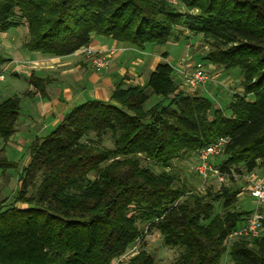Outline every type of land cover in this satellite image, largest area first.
Instances as JSON below:
<instances>
[{
  "label": "trees",
  "instance_id": "trees-1",
  "mask_svg": "<svg viewBox=\"0 0 264 264\" xmlns=\"http://www.w3.org/2000/svg\"><path fill=\"white\" fill-rule=\"evenodd\" d=\"M174 1L0 0V34L23 28L31 56L67 57L95 36L143 51L177 42L185 29L210 46L199 63L239 69L242 89L216 107L199 88L179 90L160 62L143 85L121 80L108 101L71 109L30 142L13 202L0 200V264H113L132 250L122 264H155L143 240L151 232L181 250L174 264H222L226 247L228 264H264V232L227 243L254 212L236 210L237 191L192 192L172 173L173 162L225 139L213 165L225 179L264 176V0ZM9 62L0 55V70ZM26 80L44 93L46 79ZM20 101L0 102L4 143L17 133ZM2 151L0 170H16Z\"/></svg>",
  "mask_w": 264,
  "mask_h": 264
},
{
  "label": "crops",
  "instance_id": "crops-1",
  "mask_svg": "<svg viewBox=\"0 0 264 264\" xmlns=\"http://www.w3.org/2000/svg\"><path fill=\"white\" fill-rule=\"evenodd\" d=\"M3 44L5 47L0 55L10 59L7 65L11 76L27 83L23 96L28 98L29 104L22 117L24 124L18 132L25 138L18 137L14 143L19 150L20 145L29 142V129L34 137L41 136L55 128L71 109L90 100L108 101L115 83L122 80L127 85H143L157 64L172 62L168 50L177 46V42H170L168 50L149 46L138 51L95 36L90 47L108 61L106 69L96 72L89 59L78 51L62 58H39L26 54L21 46L14 49ZM31 73L48 81L44 93L40 94L28 84L26 79Z\"/></svg>",
  "mask_w": 264,
  "mask_h": 264
},
{
  "label": "rangeland",
  "instance_id": "rangeland-1",
  "mask_svg": "<svg viewBox=\"0 0 264 264\" xmlns=\"http://www.w3.org/2000/svg\"><path fill=\"white\" fill-rule=\"evenodd\" d=\"M171 3L172 0H169ZM176 3V1H175ZM181 29V28H180ZM182 36L177 39V46L172 47L168 44L163 46L166 47L168 52L172 56V62H167L168 64H172V68H174L178 61L182 58L186 59L188 56L189 59H186L184 65L188 66L192 62H199L200 57L205 55L210 46L206 44L205 41L201 38V36H191L185 29H182ZM23 28L12 29L6 35L0 34V41L2 43L7 44L12 48H20L22 43L25 40L26 34ZM1 43V42H0ZM154 47H162V46H154ZM21 51V50H20ZM205 63V62H204ZM208 69L209 76L211 81L207 82L203 87H199L202 91V95L207 97L211 102L215 104L216 107H225L231 100V96L233 94H239L242 92L240 83L241 76L239 69L232 70L229 72H225L222 69H217L214 65H204ZM174 77L175 74H174ZM27 88V83L23 79L15 80L13 76H11L10 71L5 74V79L0 83V102L12 98L13 96H17L21 99L20 107L21 112L19 118L23 117L25 113L26 106L29 104L28 98L23 96V92ZM198 89V88H197ZM195 92V91H192ZM24 124L23 118L18 121L17 125V135L20 132ZM19 128V130H18ZM51 131V130H50ZM50 131H47L48 134ZM44 133L43 135H45ZM29 142L34 139V133L29 129ZM42 136V135H41ZM25 138L22 135L16 136V134L10 139L9 142L4 143L0 139V149L3 148V156L9 161L16 165V170L8 169L6 172L0 170V200H5L3 202L4 205H8L13 202L14 196L19 188V175L23 166L29 164L28 158V147L30 143L28 142L26 145H20V150L17 149L14 144L17 139ZM24 144V143H23ZM102 144L105 148L111 149L112 143L106 137ZM222 160L221 155L212 157L210 159V163L216 167L218 163ZM197 162L196 152L188 155L182 160H177L173 162L172 173L175 175L177 179V185L179 187H183L189 191L199 193L201 189H205L203 192L212 190L213 192L219 191V189L223 186L226 188H231L233 191H237L239 194L237 195V203L236 210H255V204L253 199L249 196L247 187L248 184L246 182V177L249 175H237L235 174L232 178L225 179L224 182L220 184L215 178H209L207 181H202L199 177H197L192 172V167ZM154 172H159L160 170L155 168L152 169ZM168 171V170H166ZM255 177H262L261 170H256L252 172ZM191 194V193H189ZM17 206L24 205L17 204ZM215 209L217 213H221V207L218 204H215ZM144 245L147 253L154 259L155 264H174L181 254L180 249H171L163 245L162 238L156 232H151L149 235L144 236ZM228 247L225 249L224 257L222 258V264H228L229 257L227 252ZM135 251L132 250L124 255L117 262L115 261L113 264H122L128 261L133 255Z\"/></svg>",
  "mask_w": 264,
  "mask_h": 264
},
{
  "label": "built area",
  "instance_id": "built-area-1",
  "mask_svg": "<svg viewBox=\"0 0 264 264\" xmlns=\"http://www.w3.org/2000/svg\"><path fill=\"white\" fill-rule=\"evenodd\" d=\"M172 2L175 3L174 0ZM0 42V51H2L5 46L2 41ZM78 52L84 54L89 59L96 72H101L108 67L107 57L98 56V52L93 48L83 47ZM186 59H189V57L187 56ZM186 59L182 58L173 68L176 76L174 79L179 90L192 92L199 87H203L207 82L211 81V78L208 69L202 63L192 62L190 65L185 66ZM8 72V65L0 70V83L4 81L5 74ZM225 144V139H219L217 142L196 151L197 162L192 167V172L202 181L205 182L209 178H215L220 184L224 182V175H221L217 168L210 163V159L221 155ZM252 174H248L246 182L248 184L247 190L249 196L255 204V210L240 228L228 234V244L238 239H255L264 232V211L258 212L259 209L264 210V176L255 177ZM204 190L201 189L199 192Z\"/></svg>",
  "mask_w": 264,
  "mask_h": 264
},
{
  "label": "bare ground",
  "instance_id": "bare-ground-1",
  "mask_svg": "<svg viewBox=\"0 0 264 264\" xmlns=\"http://www.w3.org/2000/svg\"><path fill=\"white\" fill-rule=\"evenodd\" d=\"M186 93H188V92H186Z\"/></svg>",
  "mask_w": 264,
  "mask_h": 264
}]
</instances>
